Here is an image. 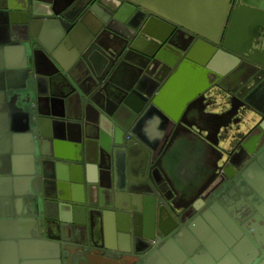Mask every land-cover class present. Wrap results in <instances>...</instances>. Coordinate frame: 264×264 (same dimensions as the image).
Returning <instances> with one entry per match:
<instances>
[{
    "label": "water",
    "instance_id": "obj_1",
    "mask_svg": "<svg viewBox=\"0 0 264 264\" xmlns=\"http://www.w3.org/2000/svg\"><path fill=\"white\" fill-rule=\"evenodd\" d=\"M0 264H264V0L213 35L142 0H0Z\"/></svg>",
    "mask_w": 264,
    "mask_h": 264
},
{
    "label": "crops",
    "instance_id": "obj_2",
    "mask_svg": "<svg viewBox=\"0 0 264 264\" xmlns=\"http://www.w3.org/2000/svg\"><path fill=\"white\" fill-rule=\"evenodd\" d=\"M151 2L154 7L163 10L171 16L179 18L183 22H187L192 26L199 27L202 31L209 35L217 33V26L221 19L222 13L226 6L228 7L229 0H142ZM234 9V7H233ZM244 23H241V25ZM241 29L238 30V36L241 34ZM237 30L235 31V33ZM193 76L191 72L184 74L166 95V100L176 108L180 106V99L188 90L194 91L197 84H204L201 77ZM197 83V84H196ZM207 110L218 112V108L209 107ZM148 129L154 136H159L163 133V126L157 118L150 120ZM204 147H195L190 143H182L176 151V156L173 160L177 171V177L182 181H196L206 168L204 164ZM204 164V166H203ZM200 171V172H198Z\"/></svg>",
    "mask_w": 264,
    "mask_h": 264
},
{
    "label": "flooded vegetation",
    "instance_id": "obj_3",
    "mask_svg": "<svg viewBox=\"0 0 264 264\" xmlns=\"http://www.w3.org/2000/svg\"><path fill=\"white\" fill-rule=\"evenodd\" d=\"M253 164V162H250V160H248V161H246V162H244L243 163V165L241 166V169L240 170H238L237 171V174L236 175H234V176H237L238 174H243L244 172H245V169L246 168H248V167H250L251 165ZM219 176H220V174H219ZM250 180L252 181V179L250 178ZM246 180L245 179H243L242 177L240 178V177H238V179H236L235 181H233V180H231L230 182H231V184L229 185V190L231 191V190H233V189H235V190H238V189H240L241 187H245V189H250L251 190V185L250 184H248L247 185V182H245ZM216 190H218L219 188H220V190L222 189V185H226L227 184V177L225 176V173H224V171H221V176L220 177H218L217 178V180H216ZM227 190H228V187H227ZM229 190H228V192H229ZM242 195H244L245 197H249V196H252V190H251V192H243V191H239ZM235 193L233 192V193H231V192H229V195H234ZM232 197V196H231ZM241 201V199L239 198V199H237V201H235V204H237L238 202H240ZM244 206V203L242 202L241 203V206ZM242 208H240V210H241ZM158 241V240H157ZM154 243V242H153ZM157 244V243H156Z\"/></svg>",
    "mask_w": 264,
    "mask_h": 264
}]
</instances>
